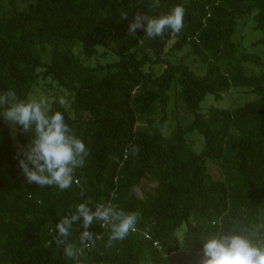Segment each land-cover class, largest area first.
Returning a JSON list of instances; mask_svg holds the SVG:
<instances>
[{
    "label": "trees",
    "instance_id": "obj_1",
    "mask_svg": "<svg viewBox=\"0 0 264 264\" xmlns=\"http://www.w3.org/2000/svg\"><path fill=\"white\" fill-rule=\"evenodd\" d=\"M15 1L0 0V92L59 89L67 107H52L88 154L69 188L29 184L17 161L30 133L14 141L0 121V264H201L202 241L182 247L183 230L264 221V55L250 51L264 47V0ZM177 5L179 33L128 32ZM248 20L261 38L246 46ZM94 57L105 62L84 63ZM236 89L252 98L227 101ZM80 202L134 213L135 231L108 244L94 221L84 247L77 224L67 242L82 252L67 258L54 225Z\"/></svg>",
    "mask_w": 264,
    "mask_h": 264
},
{
    "label": "clouds",
    "instance_id": "obj_2",
    "mask_svg": "<svg viewBox=\"0 0 264 264\" xmlns=\"http://www.w3.org/2000/svg\"><path fill=\"white\" fill-rule=\"evenodd\" d=\"M184 9L173 7L164 15H136L128 24V32L143 29L144 36L158 37L166 30L179 33L183 27ZM53 104L66 108L63 96L38 94L21 100L15 91L0 92V119L7 122L13 131L30 133L27 147L22 151L17 163L29 184L39 187L55 186L64 190L75 183L74 171L84 165L87 150L83 141L75 136L60 110ZM136 215L106 204L94 208L87 202L75 204L74 209L60 216L54 225V240L62 246L63 254L76 260L82 249L68 243L74 226L83 229L79 233V244L87 247L93 234L88 230L94 221L108 229V244L125 239L135 231ZM208 230L189 235L183 230L176 241L183 247L190 244L193 237L202 241L201 264H264V221L253 225L225 226L219 220H212ZM195 226V222H193Z\"/></svg>",
    "mask_w": 264,
    "mask_h": 264
},
{
    "label": "rangeland",
    "instance_id": "obj_3",
    "mask_svg": "<svg viewBox=\"0 0 264 264\" xmlns=\"http://www.w3.org/2000/svg\"><path fill=\"white\" fill-rule=\"evenodd\" d=\"M15 4L17 5V8L18 9H21L23 7H25V4H23L22 2H20L19 0H16L15 1ZM5 10V8L1 7L0 6V12H3ZM241 23H243L242 21H239V26L241 25ZM245 27V28H244ZM252 27H253V22L248 20L247 24H245L243 27H242V31H241V34H242V37L239 36V38H242L244 39V42H245V45L246 46H249V44L253 41H256V40H259L261 38V34L260 32H257V31H253L252 30ZM253 51L255 54L257 55H264V47L263 46H257L256 48L254 49H250V51ZM185 51H182L180 55L184 56L185 55ZM100 61V62H105L104 59L102 58H99V57H94V58H91V59H86L84 61V63L86 65H94L95 61ZM48 83H50L51 81L49 79L46 80ZM56 92H60L61 91L59 89H46L44 87L42 88H36L32 91V93L29 95V98L30 97H34L38 94H43L45 96H56ZM63 95H66V93L62 92ZM34 94V95H33ZM248 98H252V95L249 94L248 91H245V90H241V89H236V90H232L231 93L229 94V97L227 99V101H232L234 102V105L235 104H239L241 102H243L244 100L248 99ZM210 97H208L204 104L202 105L204 108L206 106H209V103H210ZM221 103H219L220 105ZM227 104V103H226ZM1 122H3L5 125H7V127L9 128V131H10V134L13 138V140L15 141V137H16V130L13 131L12 129H10L9 125L7 124V122L3 121L2 119H0ZM191 139L193 141V144H192V148L194 151L196 152H199L202 148V141L201 139L197 136V135H192L191 136ZM214 174L215 177L219 178V174L217 172L216 169L213 170L212 172Z\"/></svg>",
    "mask_w": 264,
    "mask_h": 264
},
{
    "label": "built area",
    "instance_id": "obj_4",
    "mask_svg": "<svg viewBox=\"0 0 264 264\" xmlns=\"http://www.w3.org/2000/svg\"><path fill=\"white\" fill-rule=\"evenodd\" d=\"M145 239L151 240V236L149 234H144ZM155 246L159 247L157 243H154Z\"/></svg>",
    "mask_w": 264,
    "mask_h": 264
}]
</instances>
